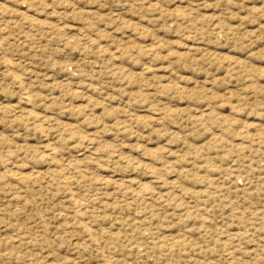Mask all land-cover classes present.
Masks as SVG:
<instances>
[{
	"label": "rangeland",
	"instance_id": "1",
	"mask_svg": "<svg viewBox=\"0 0 264 264\" xmlns=\"http://www.w3.org/2000/svg\"><path fill=\"white\" fill-rule=\"evenodd\" d=\"M0 264H264V0H0Z\"/></svg>",
	"mask_w": 264,
	"mask_h": 264
},
{
	"label": "bare ground",
	"instance_id": "2",
	"mask_svg": "<svg viewBox=\"0 0 264 264\" xmlns=\"http://www.w3.org/2000/svg\"><path fill=\"white\" fill-rule=\"evenodd\" d=\"M10 1V0H9ZM25 14V13H24ZM7 171H9V170H7ZM7 171H5V172H7ZM10 173V172H9ZM4 175V174H3ZM6 175V174H5ZM11 175V174H10ZM8 177V176H7ZM12 177H10L9 179H11ZM21 180V179H20ZM44 220V219H43ZM57 257V256H56Z\"/></svg>",
	"mask_w": 264,
	"mask_h": 264
}]
</instances>
